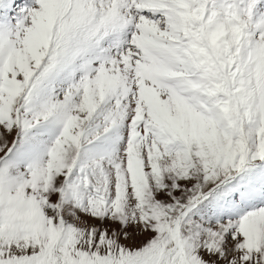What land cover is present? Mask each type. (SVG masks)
<instances>
[{
	"label": "snow or ice",
	"instance_id": "6c2138e0",
	"mask_svg": "<svg viewBox=\"0 0 264 264\" xmlns=\"http://www.w3.org/2000/svg\"><path fill=\"white\" fill-rule=\"evenodd\" d=\"M0 264H264V0H0Z\"/></svg>",
	"mask_w": 264,
	"mask_h": 264
}]
</instances>
